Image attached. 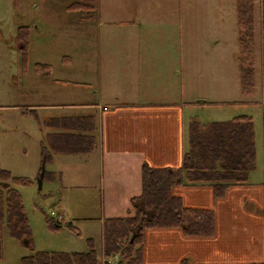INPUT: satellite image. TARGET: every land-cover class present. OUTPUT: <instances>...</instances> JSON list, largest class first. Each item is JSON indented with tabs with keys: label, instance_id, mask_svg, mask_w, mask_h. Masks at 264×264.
Returning <instances> with one entry per match:
<instances>
[{
	"label": "crops",
	"instance_id": "obj_1",
	"mask_svg": "<svg viewBox=\"0 0 264 264\" xmlns=\"http://www.w3.org/2000/svg\"><path fill=\"white\" fill-rule=\"evenodd\" d=\"M17 50L23 61L24 53ZM84 50L97 62L86 63L80 80H71L72 87L65 92L57 91L55 84L66 80L54 78L48 94L40 86L34 89L45 94L39 102L0 105V166L12 174L19 158H9L6 152L12 147L24 149L27 135L38 143L29 176L37 178L41 144L49 133L58 131L52 127L54 121L65 116L92 117L94 150L52 152L46 179L55 186L50 193L56 194V212L51 211L50 219L68 228L65 249L87 251L90 239L102 259L104 221L134 215L132 199L142 193L143 164L182 165L196 102L206 100L193 87L198 81L192 75L194 65L185 63L184 49ZM17 76L23 79V66ZM59 100L66 102H55ZM59 107L69 111L41 113ZM250 179L251 173L247 183L229 187L220 197L207 183L174 186L173 194L185 207L213 211L214 234L186 236L179 227L148 228L141 264H264V181ZM18 255L15 264L26 256Z\"/></svg>",
	"mask_w": 264,
	"mask_h": 264
},
{
	"label": "rangeland",
	"instance_id": "obj_2",
	"mask_svg": "<svg viewBox=\"0 0 264 264\" xmlns=\"http://www.w3.org/2000/svg\"><path fill=\"white\" fill-rule=\"evenodd\" d=\"M73 1L0 0V105L37 103L45 94L34 89L40 86L48 94L54 78L66 80L65 84H55L57 91L65 92L72 87L71 80H80L86 63L97 62L84 49H184L185 63L194 65L192 75L198 81L193 87L199 90L201 100H206L196 102L194 119L207 124L251 116L256 159L250 180L264 181V24L259 0L254 12V90L248 94L242 92L240 84L236 0H97L92 20L70 10ZM20 34L26 42L18 40ZM17 49H25L23 61ZM22 66L23 79L17 76ZM68 111L59 107L41 113L50 116ZM26 139L24 149L12 147L6 154L19 158L12 166V175L30 181L12 186L20 193L29 219L33 250L70 252L65 249L67 226L51 229L47 223L51 211L56 212V194L50 193L55 186L46 179L49 162L44 161L39 189L37 178L29 177L30 163L39 153L38 143L27 135ZM42 161L41 157V165ZM2 250L0 264H15L18 254L31 253L5 228Z\"/></svg>",
	"mask_w": 264,
	"mask_h": 264
},
{
	"label": "trees",
	"instance_id": "obj_3",
	"mask_svg": "<svg viewBox=\"0 0 264 264\" xmlns=\"http://www.w3.org/2000/svg\"><path fill=\"white\" fill-rule=\"evenodd\" d=\"M264 24V0H262ZM78 11L86 20L96 17L97 0H74L68 7ZM238 42L240 48V84L244 93L254 90V0H236ZM19 41L26 42L20 34ZM25 48V44L24 47ZM25 54L24 50L22 49ZM39 69L41 65H38ZM263 161H264V102ZM41 144L42 159L47 163L52 152L90 153L96 141L95 122L89 116L57 118ZM189 150L178 168L153 167L143 164L142 193L132 199L134 215L108 218L103 227V262L92 240L87 239L84 252L34 251L29 219L18 190L12 184H27L25 177L13 176L0 166V258L4 228L9 235L24 243L31 253L20 264H141L144 231L156 227H179L186 236H211L215 221L212 210L190 208L173 194L176 185L207 183L214 196L220 197L233 186L245 184L255 169V142L252 117L240 115L227 121L207 124L193 119L188 127ZM264 166V165H263ZM264 210V209H263ZM51 229H60L49 218ZM71 229V228H70ZM117 260L108 261L113 255Z\"/></svg>",
	"mask_w": 264,
	"mask_h": 264
},
{
	"label": "water",
	"instance_id": "obj_4",
	"mask_svg": "<svg viewBox=\"0 0 264 264\" xmlns=\"http://www.w3.org/2000/svg\"><path fill=\"white\" fill-rule=\"evenodd\" d=\"M43 176H44V160L42 161L41 169H40L39 175H38V177L36 179L37 180V185H38V188L39 189L42 186Z\"/></svg>",
	"mask_w": 264,
	"mask_h": 264
},
{
	"label": "built area",
	"instance_id": "obj_5",
	"mask_svg": "<svg viewBox=\"0 0 264 264\" xmlns=\"http://www.w3.org/2000/svg\"><path fill=\"white\" fill-rule=\"evenodd\" d=\"M51 214H54V213L51 212ZM117 257H118V256L115 254V255H113L111 258H109L108 261H112V259L117 260ZM105 260H106V258L103 257V258H102V261L104 262Z\"/></svg>",
	"mask_w": 264,
	"mask_h": 264
},
{
	"label": "flooded vegetation",
	"instance_id": "obj_6",
	"mask_svg": "<svg viewBox=\"0 0 264 264\" xmlns=\"http://www.w3.org/2000/svg\"><path fill=\"white\" fill-rule=\"evenodd\" d=\"M22 44V47H23V43H21Z\"/></svg>",
	"mask_w": 264,
	"mask_h": 264
}]
</instances>
